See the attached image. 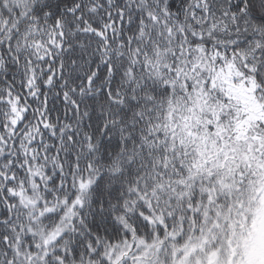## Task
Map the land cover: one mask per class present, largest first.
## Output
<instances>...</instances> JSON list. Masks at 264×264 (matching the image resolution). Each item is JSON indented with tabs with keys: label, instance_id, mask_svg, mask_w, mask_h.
Masks as SVG:
<instances>
[{
	"label": "snow or ice",
	"instance_id": "snow-or-ice-1",
	"mask_svg": "<svg viewBox=\"0 0 264 264\" xmlns=\"http://www.w3.org/2000/svg\"><path fill=\"white\" fill-rule=\"evenodd\" d=\"M0 264H264V0H0Z\"/></svg>",
	"mask_w": 264,
	"mask_h": 264
}]
</instances>
